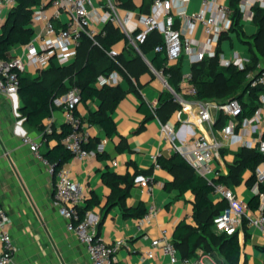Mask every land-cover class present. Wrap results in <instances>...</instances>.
Masks as SVG:
<instances>
[{"label":"crops","instance_id":"obj_1","mask_svg":"<svg viewBox=\"0 0 264 264\" xmlns=\"http://www.w3.org/2000/svg\"><path fill=\"white\" fill-rule=\"evenodd\" d=\"M113 1L117 5L121 2V0ZM43 2L45 3L43 7L39 5L34 8L35 15L31 21V26L34 29L33 38L44 27V21L37 17V13L42 11L51 16L54 12V8L48 0H43ZM93 2L95 11L92 16V26L98 35L103 33L108 22L102 20V16L107 11V0H93ZM132 2L133 7L130 8L118 6L120 13L125 16L131 12L129 25L141 26L142 16L152 11V1L146 4L145 0H132ZM174 7L175 9L179 8V2H175ZM186 8L198 11L201 8V0H189L186 3ZM9 11L7 9L4 11L3 20ZM63 19L64 17L55 19L54 22L61 26ZM247 22L255 23L243 18L240 21L242 30L247 36H250L258 28L255 24L256 29L248 32ZM178 24L177 21L176 26ZM114 25L118 26L116 23ZM223 33H227V38L214 44L215 49L220 47V53L225 55L224 44L227 42L234 48L232 57L235 53L241 54V51L236 47V42H242L247 47V54L241 55L249 57L248 44L243 42L235 31L228 32L227 30ZM207 40L208 37L204 34L202 26L198 25L193 35L194 48H201V45ZM25 45L14 46L8 52V58L24 55ZM126 46V39H122L112 48L118 49L121 54L125 51ZM129 54L131 58H138H134L135 60L131 63L135 76L127 79L121 74L122 79L119 83L106 84L116 87L120 91L117 106L112 112H109L114 120L116 132L109 136L100 125L89 123L90 108L97 109L101 104L98 98L88 102L82 101L77 106L76 112L81 116L90 133L94 154L85 159L71 156L64 165L87 190V199L82 205L81 211L87 206V200L98 199L97 203L85 209L96 224L97 232L109 243H115L119 239L127 241L126 246L115 250V264H156L158 262L175 264L168 255L163 254L160 250L155 252L154 257L146 255L147 251L152 248V239L160 236L162 227H166L172 237L182 221L192 227H198V219L194 214L195 195L191 190L182 193L179 188L174 186L173 183L176 182L179 171L177 170V173L169 171L157 161L159 156L170 157L175 152L170 142L163 137L161 127L165 122L171 123L179 137L186 143L191 139L193 132L199 133L201 130L208 132V130L204 126L196 125L187 112H182L178 116L180 107L168 113L159 102L162 92L166 89L162 80L151 69L156 51L151 49L147 51L146 55L139 53L140 57L133 53ZM75 57L67 64L57 65H69L75 60ZM141 63L143 65L145 63L151 71L141 69ZM177 63L181 65L183 73H185L191 72L195 62H192V54L185 52L179 60L167 64ZM260 64L264 66V59ZM42 70L29 66L23 72L36 77ZM95 85L104 86H99L97 82ZM21 103L19 95L16 100L14 94L9 95L0 90V206L8 213V228L17 247L10 264H92L85 245L74 232L68 230L67 221L59 212V207L54 200L55 176L49 171L43 160L35 155L32 147L24 142L25 136L40 140L42 131L25 123V118L19 111ZM157 108H159L160 114H157ZM224 121V119L221 120L217 130ZM50 122L54 123L55 129L58 131L66 124L65 112L62 107H56L51 116L44 119L43 125L46 126ZM252 128L253 137L264 135V118ZM56 144L55 139L43 142L41 152H46ZM221 152L222 158L218 162L223 177L226 178V183L234 189L238 196L249 203L257 195L253 189L254 181L251 180L255 171L248 168L243 169L240 172L243 177L242 181L232 182L229 177V165L235 161L237 151L225 147ZM98 153L102 157H99ZM105 173L115 174L123 179L128 178L129 181H132L136 173H143L151 178L153 185L151 190L134 183L129 187V196L126 198V204L129 207L141 204L147 210L151 205L156 208L155 215L149 221H144L141 229L137 227L141 217L127 216L120 204H109L112 189L104 180ZM119 185L126 187L127 182L120 181ZM209 197L214 203L223 200L214 192L209 194ZM262 202L261 199V204ZM256 210L253 212L255 213ZM237 233L241 246L240 264H264V248L259 229L244 224ZM185 250L186 244H181L178 247L179 257L183 258ZM195 252L194 257L205 256L204 259L207 254H210L205 253L202 247H197ZM210 255L217 264H226L222 255L218 253Z\"/></svg>","mask_w":264,"mask_h":264},{"label":"built area","instance_id":"obj_2","mask_svg":"<svg viewBox=\"0 0 264 264\" xmlns=\"http://www.w3.org/2000/svg\"><path fill=\"white\" fill-rule=\"evenodd\" d=\"M48 1L53 6L54 12L51 16L42 11L37 13V17L43 19L44 27L25 45L24 55L0 62V90L6 94L13 95L18 92V71L23 72L29 66L42 70L52 63L60 65L69 63L76 56L80 39L84 34L97 42L95 40L97 31L92 26V16L95 11L93 0ZM188 1L153 0L152 11L142 16V24L139 26L129 25L131 12L122 16L116 2L107 0V11L102 16V20L116 23L126 34L129 45L141 55L144 54L140 50V44L145 42L151 32L157 30L163 36V43L157 45L154 50L163 52L168 64L179 60L185 52L192 54V62H198L206 57H215L217 49L213 47L214 44L219 41L221 33L229 30L232 24L229 0H201V8L198 11H189L186 8ZM175 2H179V8L175 9ZM16 4L17 0H0V25L3 22L4 11L11 10ZM44 4L43 2L41 6L43 7ZM255 6L264 8V0H239L240 12L244 20H253ZM62 17H64L62 25L57 26L55 19H62ZM177 21L178 26H176ZM198 25L202 26L208 40L201 45V48L195 49L193 35ZM108 54L116 60L119 51L113 47ZM219 61L222 65L234 64L243 69L250 62V57L235 53L232 57L226 58L223 53H219ZM151 69L162 80L165 89L172 93L174 101L179 104L178 116L182 112H187L196 125L204 126L210 132V134L204 130L199 133L193 132L191 139L186 143L179 137L171 123L165 122L161 127L163 137L170 142L173 150L179 152L197 174L207 178L213 185L214 193L227 201V207L215 216L213 229L216 232L233 235L244 224L255 226L260 231L264 248V193L259 191V183L264 182V160L255 169L253 189L256 194L261 195L263 200L255 213L245 199L238 196L226 182L220 180L223 173L218 162L222 158L221 151L225 147L234 151L240 148H256L264 154V135L253 137L252 128L264 118V89L260 94V105L254 113L240 118L243 107L237 98L225 102L199 99L197 88L190 82L191 72L183 74L180 89L176 90L169 83V73H166L164 69H156L152 65ZM246 77L252 86L264 87V66L259 63L256 70L247 72ZM121 79V73L113 70L109 74L99 75L97 84L99 86L117 84ZM81 102L82 97L78 86H72L53 100L56 107L64 109L66 123L70 126L68 134L62 138L63 144L70 150L72 157L85 159L94 152L85 146L90 139V133L83 119L76 112ZM222 119L225 121L217 130ZM54 130V123L50 122L45 126L40 140L25 136L24 142L32 147L35 155L43 160L55 176L54 200L60 214L67 221L68 230L74 232L85 245L91 263L115 264V250L126 246L127 241L119 239L115 243H109L97 232L96 224L91 220L89 212L81 211L87 199L86 188L71 175L65 165L55 169L41 152L43 142L47 141L46 134ZM134 183L148 190L153 188L151 178L143 173L134 176ZM155 213L156 208L151 205L138 220V229H141L142 223L149 221ZM151 247L146 253L148 257H154L155 252L160 250L175 264H217L210 254L206 255V259H204L205 256L179 257L174 239L166 227L161 228L159 237L152 239ZM16 250L17 247L8 228V213L0 206V264H10Z\"/></svg>","mask_w":264,"mask_h":264},{"label":"trees","instance_id":"obj_3","mask_svg":"<svg viewBox=\"0 0 264 264\" xmlns=\"http://www.w3.org/2000/svg\"><path fill=\"white\" fill-rule=\"evenodd\" d=\"M151 1L153 2V0H145V4ZM42 3L43 0H17V4L8 12L0 25V62L8 59V52L14 46L27 44L32 40L34 29L31 26V21L35 15L34 8ZM228 4L232 10V24L228 32L235 31L239 38L248 44L250 62L243 69L234 64L222 65L219 61L220 47H218L215 57H206L193 63L190 82L197 88L199 99L225 102L237 98L243 107V113L240 115V118H243L252 115L260 105L259 98L264 89L262 85L252 86L246 77L247 72L256 70L258 64L264 59V8L259 6L253 8L252 21L258 29L254 34L247 36L240 23L242 14L239 0H229ZM118 6L130 8L133 7V2L132 0H121ZM225 38H227V33L222 32L219 40ZM122 39L127 41L126 34L112 21H108L103 33L96 35L97 42L86 34L81 37L75 60L71 64L59 66L52 63L36 77L18 71V95L22 102L19 111L25 118V123L32 128H39L43 133L45 131L44 119L50 117L56 108L53 103L54 98L65 93L72 86H78L83 102L96 98L101 101L97 109L90 108L89 123L98 124L107 135H113L116 132V126L109 112H112L117 106L120 91L110 85L98 87L95 84L99 75L109 74L113 70H117L127 79L135 76L131 63L138 58H131L129 53L139 57L141 55L133 46L129 45L128 41L125 51L119 54L116 60L108 54L112 46ZM162 43V34L155 30L148 35L144 43L140 44V50L146 55L147 51L154 50L157 45ZM152 64L156 69H164L166 73H169L168 80L171 86L176 90L180 89V82L184 74L180 64L168 65L165 54L157 51ZM141 65V69L151 71L145 63L144 65L141 63ZM159 102L168 113L180 107L167 89L162 92ZM157 114H160L159 108H157ZM69 130L70 126L66 123L60 131L55 129L52 133L46 134L47 140L55 139L57 141L55 146L42 153L54 165L55 169L62 167L72 156L70 150L62 142V138L68 134ZM91 143L89 139L85 145L89 150H93ZM98 156L102 157L100 153ZM263 160L264 154L256 148H240L236 152L235 161L229 165L231 181L239 183L243 179L240 173L243 169L248 168L255 171L257 165ZM157 161L169 171L177 173L178 170L179 174L176 182L173 183L174 186L179 188L182 193L191 190L195 195L194 214L198 219V227H192L182 221L173 234L177 249L181 244H186L183 257H194L196 248L202 247L205 253L222 255L226 264H240L241 246L238 233L228 235L213 229L214 218L227 207V201L223 199L214 203L210 199L209 194L213 192V185L207 178L197 174L179 152L175 151L170 157L159 156ZM104 180L112 189L109 204H120L127 216L142 217L147 212V209L141 204L136 207H129L126 204L129 187L134 185V177L132 181H129L128 178L123 179L115 174L105 173ZM220 180L226 182L225 177H221ZM251 180L255 182V175L251 177ZM120 181H126L127 186L121 187ZM259 191L264 193V182L259 183ZM261 199L260 194L255 195L250 200L249 206L253 210L259 209ZM97 202L98 199L87 200L85 209ZM85 209L82 211L84 212Z\"/></svg>","mask_w":264,"mask_h":264},{"label":"rangeland","instance_id":"obj_4","mask_svg":"<svg viewBox=\"0 0 264 264\" xmlns=\"http://www.w3.org/2000/svg\"><path fill=\"white\" fill-rule=\"evenodd\" d=\"M189 11H192V9H189ZM246 29L248 32L253 31L254 29H256L255 24H253L252 22H247L246 24ZM236 47L241 51L240 53L243 55L247 54V47L244 43L242 42H236ZM234 48H232L227 42L224 44V52L227 58H230L232 53H233Z\"/></svg>","mask_w":264,"mask_h":264},{"label":"water","instance_id":"obj_5","mask_svg":"<svg viewBox=\"0 0 264 264\" xmlns=\"http://www.w3.org/2000/svg\"><path fill=\"white\" fill-rule=\"evenodd\" d=\"M16 100L18 99V92L14 94Z\"/></svg>","mask_w":264,"mask_h":264}]
</instances>
